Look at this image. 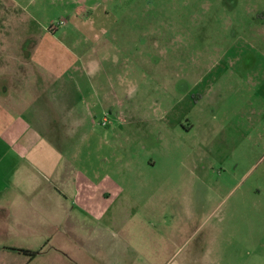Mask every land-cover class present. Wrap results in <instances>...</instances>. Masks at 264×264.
<instances>
[{
    "label": "rangeland",
    "instance_id": "374dc122",
    "mask_svg": "<svg viewBox=\"0 0 264 264\" xmlns=\"http://www.w3.org/2000/svg\"><path fill=\"white\" fill-rule=\"evenodd\" d=\"M27 15V28L54 31L39 50L53 62L72 42L63 31L104 30L80 52L99 66L91 80L105 95L93 108L72 92L58 124L80 130L67 155L95 128L97 149L73 152L69 172L121 179L128 212L116 224L129 222L142 244L154 237V264H264V0H52ZM37 67L52 94L66 78L76 91L68 68ZM206 192L212 213L179 214L183 195ZM160 236L169 243L156 263Z\"/></svg>",
    "mask_w": 264,
    "mask_h": 264
},
{
    "label": "crops",
    "instance_id": "0c3cea01",
    "mask_svg": "<svg viewBox=\"0 0 264 264\" xmlns=\"http://www.w3.org/2000/svg\"><path fill=\"white\" fill-rule=\"evenodd\" d=\"M44 4L52 0H0V264H154V237L148 236L142 244L129 222L116 224V215L128 212L122 207L121 179L104 175L90 179L82 170L72 177L69 172L73 152H90L89 137L95 128L84 130L81 143L70 144L73 150L67 155L68 138L80 130L58 124V114L73 111L72 92L93 108L105 95L104 84L91 80L99 66L84 49L80 52L89 35L98 39L104 30L63 31L62 39L72 42L65 43L66 54L53 62V55L39 50L46 43L51 46L47 38L54 31L37 32L26 25L27 9ZM38 64L68 68L70 75H77L76 91L66 78L52 94L44 87L48 82L36 80ZM215 201L216 194L210 192L183 195L177 211L195 216L204 206L206 213H212ZM231 205L230 216L237 207ZM216 231H209L208 246L214 245ZM226 236L230 241L233 230H226ZM159 240L162 251L156 263L163 257L164 242L165 247L169 243L163 236Z\"/></svg>",
    "mask_w": 264,
    "mask_h": 264
},
{
    "label": "built area",
    "instance_id": "2783aa9c",
    "mask_svg": "<svg viewBox=\"0 0 264 264\" xmlns=\"http://www.w3.org/2000/svg\"><path fill=\"white\" fill-rule=\"evenodd\" d=\"M106 124H107V121H106V119H102L101 121H100V125L101 126H106Z\"/></svg>",
    "mask_w": 264,
    "mask_h": 264
}]
</instances>
